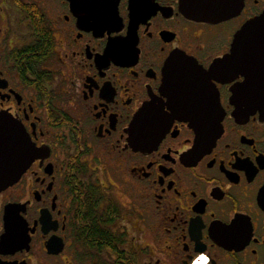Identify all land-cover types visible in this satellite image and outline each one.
I'll list each match as a JSON object with an SVG mask.
<instances>
[{"label":"flooded vegetation","instance_id":"af4514ba","mask_svg":"<svg viewBox=\"0 0 264 264\" xmlns=\"http://www.w3.org/2000/svg\"><path fill=\"white\" fill-rule=\"evenodd\" d=\"M82 1L0 0V117L37 151L0 190V264H264V98L239 112L242 76L162 91L174 54L208 70L264 0L218 23Z\"/></svg>","mask_w":264,"mask_h":264},{"label":"water","instance_id":"95a60500","mask_svg":"<svg viewBox=\"0 0 264 264\" xmlns=\"http://www.w3.org/2000/svg\"><path fill=\"white\" fill-rule=\"evenodd\" d=\"M74 4L75 0H72ZM242 4L243 0H180L187 17L212 23L234 17ZM82 6L89 7L90 0L82 1ZM197 64L185 53L174 54L164 69L163 93L176 102L177 98L188 95V92L176 89L180 80L197 78L204 82L213 79L227 82L242 76L245 81L234 91L235 103L247 106L246 110L239 112L250 113L255 102L264 98V13L236 32L230 53L217 59L208 70ZM180 110L185 111L183 106ZM218 127L221 128V120L215 126L217 130L211 132L215 138ZM36 156L37 151L24 128L17 122L0 117V190L18 180Z\"/></svg>","mask_w":264,"mask_h":264}]
</instances>
